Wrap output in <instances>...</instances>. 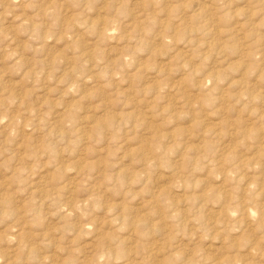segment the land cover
I'll list each match as a JSON object with an SVG mask.
<instances>
[{
  "label": "rangeland",
  "instance_id": "obj_1",
  "mask_svg": "<svg viewBox=\"0 0 264 264\" xmlns=\"http://www.w3.org/2000/svg\"><path fill=\"white\" fill-rule=\"evenodd\" d=\"M0 264H264V0H0Z\"/></svg>",
  "mask_w": 264,
  "mask_h": 264
}]
</instances>
